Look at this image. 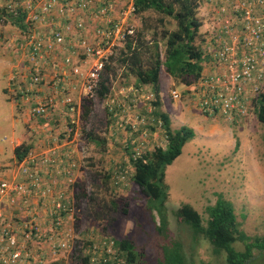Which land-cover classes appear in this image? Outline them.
Wrapping results in <instances>:
<instances>
[{"label": "built area", "instance_id": "1", "mask_svg": "<svg viewBox=\"0 0 264 264\" xmlns=\"http://www.w3.org/2000/svg\"><path fill=\"white\" fill-rule=\"evenodd\" d=\"M198 2L206 6L213 26L203 36V70L188 90L203 116L238 122L264 83V0ZM0 10L21 19L18 26L5 16L0 18V24L12 26L15 35L13 44L7 45L15 57L9 76L13 99L27 103L31 116L58 111L65 127L64 138L51 129L44 150L29 151L13 176L0 180V198L15 212L10 214H17L15 206L20 209L15 221L0 210V264H57L60 254L73 250L74 236L62 230L41 238L45 234L32 200L50 202L46 208L50 228L54 216L61 225L63 218L73 215L75 208L64 190L57 188L60 180L55 172L65 181L72 180L74 160L67 145L73 141L81 101L94 97L101 72L120 46L135 40L138 12L135 0H3ZM139 90L121 91L132 97L129 107L136 116L127 115L135 120L118 116L124 103L116 98L107 100V111L117 117L119 127L134 132L142 127L147 132L149 117L136 110ZM170 94L174 100L181 97L176 90ZM131 137L128 144H137L132 157H140L139 144L147 139L144 134ZM61 145L66 147L64 154L58 152Z\"/></svg>", "mask_w": 264, "mask_h": 264}, {"label": "rangeland", "instance_id": "2", "mask_svg": "<svg viewBox=\"0 0 264 264\" xmlns=\"http://www.w3.org/2000/svg\"><path fill=\"white\" fill-rule=\"evenodd\" d=\"M2 4L3 0H0V6ZM196 10L201 21L199 36L202 45L205 32L213 24L206 6L198 5ZM137 22L134 42L143 40L146 45L142 50L147 56L151 51V42L158 43L159 38L158 47L162 56L164 40L161 34L175 29L174 19L165 13L148 10L138 14ZM12 32V26L0 24V60L7 64L4 65L6 69L9 68L7 73L4 66L0 65V180L13 176L17 168L12 150L16 142L12 125L18 126L19 122L13 119V115L20 110L21 101L13 99L11 90L14 86L9 81L15 64V57L7 46L13 44L15 35ZM118 53L114 58L117 59ZM123 70L125 69L122 66L118 67L116 75L113 76L112 89L104 98L98 99L94 96L81 101V113L73 126V141L67 145L70 149L76 147V154L72 157L73 176L71 181L63 182L62 187L75 209L72 216L65 218L64 226L72 233L74 240H79L82 245H86L85 242L92 238L94 242L108 240V248H115V240L128 239L141 253L139 257L145 264H156L161 242L164 241L157 231L159 218L155 212L152 214L147 209L140 188L131 180L133 169L128 161L125 144L131 136L138 138L141 134L147 139L144 144H139L143 151L165 146L166 141L160 129L149 130L150 125L158 128L154 122L145 126L147 132L142 127L134 132L126 127H119L115 122L117 117L109 116L106 102L110 98H116L124 103V110L118 116L135 120L136 113L129 107L132 97H125L122 92L135 88L137 82L133 76H123ZM159 77L161 110L172 114L171 109L190 104L192 98L188 90L189 84L176 82L163 67ZM3 88H6L5 92ZM138 88V98L141 99L136 102V110L141 114V108L146 109L147 118L152 120L149 104L153 97L151 87L147 85ZM168 89L178 91L181 94L180 99H172ZM77 91L78 88L73 90V94ZM261 91H264V83ZM25 107L28 108V105ZM50 113L43 117L32 116L27 122L25 134H30L34 140L36 138V144L40 145L38 152L45 148L47 132L51 129L55 134L64 132L63 117L58 115V111ZM129 113L134 116L128 117ZM172 117L174 122L171 127H178L175 117ZM200 117L203 118L202 114ZM207 118L204 125L198 124L196 118H188L185 125L192 129L194 135L182 146L180 155L165 170V184L168 189L165 204L169 221L167 235L168 239L180 242L188 264H227L225 254H215L208 240L200 234L194 235L186 223L179 221L174 211L183 203L189 204L201 215L205 225L208 218L207 206L213 205L221 196L231 203L239 228L243 232L251 237L264 236V124L258 122L252 106L247 115L238 122H229L220 117ZM42 132L46 134L41 138ZM88 134L104 138L106 142L103 143L101 139L88 141ZM3 137L7 139L2 140ZM39 139H44L43 144L38 143ZM108 173L109 180L105 178ZM13 209L19 214L18 206ZM0 210L13 221L18 219L17 214H10L11 211L15 212L3 198H0ZM233 246L237 250L244 248L239 241ZM119 259L124 262L122 257ZM85 260L87 263L74 259L71 249L60 254L56 263L91 264L88 259ZM248 264H264V252L254 249L253 258Z\"/></svg>", "mask_w": 264, "mask_h": 264}, {"label": "trees", "instance_id": "3", "mask_svg": "<svg viewBox=\"0 0 264 264\" xmlns=\"http://www.w3.org/2000/svg\"><path fill=\"white\" fill-rule=\"evenodd\" d=\"M198 3V0H135L138 14L148 10L165 13L174 19L176 27L174 30L164 31L161 34V38L164 40L162 56L158 47L159 38L158 43L157 41L151 42L149 47L151 51L147 56L142 50L146 45L143 40L139 38L137 43L133 39L126 40L114 54L110 63L105 65L94 95L95 98L102 99L110 93L113 76L116 75L120 66L125 69L122 72L123 76H133L136 79V88L148 85L153 92V97L149 102L152 119L150 122H154L158 128L152 125L148 128L150 131L155 129L163 131V136L167 140L166 145L164 147L156 146L153 150H142L141 156L137 158L132 157L137 144H128V139L125 148L128 152V161L133 169L131 180L140 188L146 200L147 209L152 214L155 212L159 218L157 231L162 235L164 241L161 242V251L156 258V264H188L180 242L168 239L167 235L169 221L165 204L168 197L165 170L180 155L182 146L193 137L194 132L187 126L172 129L169 115L161 110L159 75L163 67L170 77L183 85L191 84L200 77L203 70L204 53L201 45L202 39L199 36L201 21L196 14ZM1 16L7 17L11 23L21 26L20 17L14 18L10 14H6L4 10H0V18ZM117 53L116 59L114 57ZM252 107L258 122L264 124V91L253 98ZM142 112L147 114L146 109L141 108ZM59 116L61 117L60 114ZM45 134L46 132H42L40 136L43 137ZM57 137L62 139L65 135L60 133ZM97 140L106 142L104 138L88 134V141L95 142ZM30 147L29 143L22 142L14 148L16 166L30 151ZM55 175L58 177L57 172ZM105 178L109 180L110 173L106 174ZM206 211L208 218L205 225L202 223L201 215L189 204L183 203L174 211V214L179 221L190 227L194 235L200 234L205 237L212 245L215 254L224 253L227 264H248L253 258L254 249L264 252V236L251 237L243 232L239 228L230 202L219 196L213 205L207 206ZM57 213L65 216L63 210H59ZM56 221L54 216L51 221L53 226L51 228L48 226L47 230H43L42 234H45V237L41 236V238H48V236L55 235L56 232L67 230L64 226L65 218L62 219L61 225H57ZM237 241L243 243V250H237L233 246ZM109 242L108 240L94 242L92 238H89L85 242L86 245H82L79 240H75L72 245L73 257L82 262H86L85 259H88L91 264H145L140 259L141 253L133 242L128 239H118L115 240V248L112 246L110 249L108 248ZM108 249L112 251H107ZM85 251H88L89 254ZM95 256L98 258L95 259ZM119 257H122L124 262Z\"/></svg>", "mask_w": 264, "mask_h": 264}, {"label": "crops", "instance_id": "4", "mask_svg": "<svg viewBox=\"0 0 264 264\" xmlns=\"http://www.w3.org/2000/svg\"><path fill=\"white\" fill-rule=\"evenodd\" d=\"M6 61H8V58H7ZM0 65H1V67H3L4 65H7V64H5V62H3V60L1 59L0 60ZM4 68H5V66H4ZM8 69L5 68V72L8 73ZM160 86H161V84H160ZM165 86H166V88H168L167 85H165ZM3 90L5 92L6 91V88H3ZM160 98H161V96H160ZM161 102H162V99H161ZM21 103L19 104L20 106L18 105L20 107V110H17L16 111L17 114H14L13 115V119L14 120H17L19 123H18V126H17V124L16 125H12L13 137L16 138L15 146L13 147L12 150H14V148L16 146H18L19 144H21L22 142H25V143H29V145L31 146L30 147V151H36V152H38V150L40 149L39 148L40 145L39 144H36V142H35L36 141V138L34 140V137L33 138L30 137V134H29V136H28V134H25L27 132L25 130L26 129V126H27V122L30 121V118H32V116L30 115L28 108L25 107L28 104L27 103H22V104L25 105L24 106ZM189 103L190 104H188V105H181L177 109H171L172 110V114L170 112L166 111V110H162V111L166 112L169 115L170 120H171V125L173 124L172 122H174L172 116L175 117L176 124L178 125V127L172 126V129H178L181 126H186L185 125L186 124L185 122L188 120V118H196V119H198V124H203V125H204L205 121L208 120V118L207 117H204L203 115H202L203 118L200 117L201 114L198 111L197 106L194 104L193 100H190ZM15 105H16V103H15ZM31 130H32V128H31ZM38 141H39L38 143L43 144V140L42 139H39ZM11 142H14V141H11ZM74 149H76V147H71V152L70 153H71V156L72 157L74 156V154H76V153H74L75 152ZM65 150H66V147H64L62 145H61V148H58V152L60 153L62 151V154L66 153V152H64ZM58 179L60 180V183L57 186V188L58 189H63L62 188L63 187V182L65 180L62 178L61 175H58ZM32 204L38 210V221L40 223L41 229L42 230H47L48 229V225H49L48 222H49L50 219L46 215V208L50 205V202L48 200H42V203H41V202H38V200H32Z\"/></svg>", "mask_w": 264, "mask_h": 264}]
</instances>
